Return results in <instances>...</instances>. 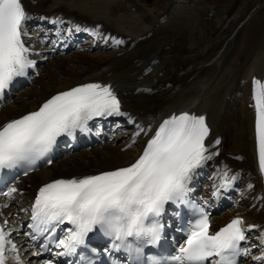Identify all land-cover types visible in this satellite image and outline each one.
<instances>
[{
  "label": "snow or ice",
  "instance_id": "snow-or-ice-1",
  "mask_svg": "<svg viewBox=\"0 0 264 264\" xmlns=\"http://www.w3.org/2000/svg\"><path fill=\"white\" fill-rule=\"evenodd\" d=\"M27 19L21 0H0V97L16 77L26 76L35 67L31 49L23 38L27 35L24 31ZM252 99L259 169L264 173V82L255 78ZM114 115L124 113L109 85L84 83L58 92L37 110L0 125V170L23 167L27 174L37 161L48 157L59 137H71L77 130L87 131L88 122L95 117ZM208 134L204 116L187 112L173 115L159 125L139 157L128 166L43 184L31 205L32 239L44 237L46 243L40 246L46 247L51 237L55 247L62 250L55 255L68 256L81 247L87 248L89 234L99 230L112 241V249L128 254L129 264H238L241 253L250 254L249 248L242 247V242L247 241L243 221L233 219L212 233L203 209L187 226L186 238L175 254L166 259H142L144 246L162 239L161 217L166 205L186 202L195 170L217 154L209 151L214 145L205 144ZM48 163L52 160L48 159ZM230 184L225 173L221 187ZM16 191L12 188L3 195L11 198ZM7 223L5 220L0 225V264H7L6 246L17 251L11 232L5 231ZM61 225L66 233L63 236L56 235ZM254 227L249 225L248 230ZM261 240L264 243V233ZM255 259L264 264V256ZM15 261L22 264L18 254ZM43 264L56 261L51 258Z\"/></svg>",
  "mask_w": 264,
  "mask_h": 264
},
{
  "label": "bare ground",
  "instance_id": "bare-ground-1",
  "mask_svg": "<svg viewBox=\"0 0 264 264\" xmlns=\"http://www.w3.org/2000/svg\"><path fill=\"white\" fill-rule=\"evenodd\" d=\"M39 1L41 3H37L36 6L37 8L41 9L45 7V3H47L49 0H39ZM94 1H97L100 4L99 5L100 7L98 8L99 14H101L104 11H107L108 4L106 0H105L106 2L104 0H94ZM53 2L54 0H52L51 6L55 7V9L50 10V13L52 12L57 13L60 10L56 6H60V7L62 6L55 5L53 4ZM241 3L242 5L241 6L239 5L240 7L236 5L238 7L237 9L233 7L232 11L229 13L231 15V16L229 15L230 16L229 24H227V26H225L221 32L219 30V32H217L215 35L216 37L214 36L215 38L213 37L211 43H209V45L203 52L204 54L203 59L200 62H193L192 64H189L187 68L180 75L174 73L175 66L172 63H170L169 66L166 63L167 58H165V55L168 52L171 51L173 52L174 47L176 49V46H173L172 42L179 39L177 34H179L181 31L178 25L176 26V24H172L169 21V19L171 18H168L166 19L163 25L165 24H171V25H168L167 27L166 26L162 27L160 31L165 29L166 31L169 32L171 38H175L174 40L171 39V42L169 43L166 42L168 37L162 34V36L159 39L150 38L145 42H141V44L138 43L134 50L123 53L122 55H119L117 52H112L113 54H115V56L112 54L104 55L105 53H98V55H94V56L92 55L90 56V54L84 52L77 54L75 56L76 58L75 63H80L79 66L74 65L75 63L71 64L70 61L73 59L69 57H60L58 58L59 60L61 59L60 61H56L57 59L53 60L52 62L56 61L60 63L56 65L55 68H53L54 63L52 62L48 63L47 66L45 65V69L42 72V76L43 77L46 76L48 80L47 81L42 80L41 89L34 90L30 88L26 91L24 97L29 99L27 103H22L20 101L18 106H10L9 108H7V111L4 114L0 115V125L10 120V118H15L24 112L26 114L27 112L33 111V109H35L41 101L43 103L45 100L49 99V97L57 94L58 92H61L64 89H67L76 84H81L92 80H104L105 82H109L113 80L115 82L116 89L121 88L124 90H129V89L135 90L138 86L141 85H151L154 83L165 84L166 82L172 81L174 79V80H178V84H176L174 88L166 90L163 93L157 95L154 98V100L159 99L158 101H153L143 96H137L136 99L134 100V103L139 102V105L141 107L149 110H156V111L159 110V112L162 114H165L167 112H170L171 110L179 109L185 106L198 105L197 102L194 100H185L181 102V99L189 96L194 91L199 92L203 88V86L200 85L201 82H203L204 86H207L209 84L211 80V74L213 72L212 67L215 66L220 68L221 64L225 60V57H227L228 55L227 52L228 49L226 48V45H229L230 43L233 42L234 43L238 42L236 44L237 49L239 48L242 49L244 47L243 52L247 54V56L244 55L242 60L237 59L236 54H234L229 61V65L231 64L230 68L232 66L241 63H250L249 67L254 68L257 63L255 59H257V57H259V55L261 54H263L261 60L264 61V11L261 12V9H263L262 7L264 6V0H244L243 2L241 1ZM258 12L260 15L256 17L255 13ZM175 15H177V13ZM84 17L88 18L86 16ZM178 18L182 19L179 13H178ZM254 18H256L259 23V25H257V28L251 27L250 30H245L244 28L247 29V27L253 24L252 21L256 20ZM181 21L182 20H180V23ZM187 24L189 23H187L186 21V23H184L182 26L184 25L188 26ZM152 26L153 24L150 22L148 28H151ZM190 26H192L193 28H191ZM190 26L189 27L192 30L195 29V25L194 26L190 25ZM190 28L188 31L189 34H190ZM241 29H244V31H242L240 34ZM158 34L161 33L159 32ZM230 35H234L233 40L230 37ZM250 37L251 39L248 40ZM221 39L223 41H221ZM191 44L192 43H190V45ZM177 45L178 46L180 45L179 40L177 42ZM166 46H168V49H165ZM183 47H190V46L184 45ZM159 54H164L163 57L164 60H163V64L156 66V69L157 71L165 72V75L161 77H157L156 73H151L149 75L144 76L143 79H138L137 77L141 75L142 68L144 67V63L148 59ZM136 58H140V61L133 62V60ZM187 60H188L187 56L183 55L180 57V61L182 64L183 62L187 64L188 63ZM260 69H261L260 67L254 68V70H260ZM78 70H80V72H84L83 77L78 74L79 73ZM60 74L65 75V77ZM249 77H250V72H247L245 73L243 79L246 80ZM163 88L166 87L164 86ZM236 100L242 103H239L235 108H232V106H229L223 100H217L215 96L210 103L211 111L209 112L211 114V119L213 121H217V120L222 121V119L228 121L229 119L236 116H240L241 118H249L250 110L247 107L246 103L244 102L245 98L237 97ZM198 107L200 108V106ZM226 109H230V112L224 113L223 111ZM147 113L148 111L143 113L141 117H145ZM149 113L156 115L155 113L152 112ZM245 127L248 130L249 128L248 125H246ZM215 129H218L220 131L223 130V132L226 133L228 136L234 138V143H233L234 145H232L234 152L250 154L247 148L249 133H246L245 136L242 137V141H239L240 137L238 133L240 132L236 130L235 124L233 122L232 125H229L225 129L221 127L220 124L217 125ZM107 141L108 139L102 142L101 145L105 146L106 145L105 143ZM230 143L231 141L228 142L229 146ZM235 144L237 145L235 146ZM128 147L129 146L126 147L115 146L114 148L113 145H109V144L102 149L92 150V147H89L88 149L91 150L90 152H82L78 155L72 156L65 162L54 164V168H52V170L49 173L42 174L46 171L43 170L38 174L37 177H32L31 191H33L40 183L48 181L53 178L70 179L73 177H82L85 175H95V174H99L100 172L114 170L119 167H126L129 164L133 163L139 157V155L142 153L144 148V147H136L129 149ZM241 167L243 169L248 167L247 169L252 170L254 168L253 157L250 159V161L246 162ZM259 172H260L261 185L255 186V183H250V186L246 187L245 189L244 198H249V196H251L252 193L255 192L256 190L259 192L258 195H256L247 203L241 202L242 206L244 207V210L242 212L236 210L233 213V216L235 217H233L232 219L242 218L244 220H247V222H250L248 225L255 224L258 228L257 232H259L261 237V233H264V173H261L260 169ZM254 208H257V211H255ZM252 235L253 233H250L249 237ZM258 242L259 245H261L260 247L262 248L261 250H264V243H262V240L260 238ZM262 256H264V253L259 257ZM244 257L248 258L250 257V254L248 255L244 254ZM253 264H257L255 260H253ZM258 264H261V261H258Z\"/></svg>",
  "mask_w": 264,
  "mask_h": 264
},
{
  "label": "rangeland",
  "instance_id": "rangeland-1",
  "mask_svg": "<svg viewBox=\"0 0 264 264\" xmlns=\"http://www.w3.org/2000/svg\"><path fill=\"white\" fill-rule=\"evenodd\" d=\"M63 1V0H62ZM62 1H59V0H54V2H53V4H55V5H61V6H63V4H62ZM105 1V0H104ZM107 1V4H108V9H107V11H104V12H102L101 14H99L98 13V8L100 7L99 5V3L97 2V1H90V0H72V2L74 3V4H76V3H79L78 5H76L74 8H76V9H79V10H81V11H83V10H85L86 8H89L90 10H89V14H92L93 16H95V17H97V18H99V19H102V20H109V22L111 23V25H113L115 28H117V29H119V30H123V31H128V32H130L131 31V29H135V26H133V24H131L130 25V23H128V22H126L128 19H127V16H131V15H133L135 12H136V9H135V6H131V4L129 3V2H126V3H123L122 1H120V0H117L118 2L117 3H122L123 4V6H124V10L122 11V13H124V16L122 17V21H119V20H117L115 17H113V16H111V15H109L110 14V12L111 13H113L114 12V14L116 15V16H119V15H121L122 13H118V12H115L113 9H112V6H111V1L109 0H106ZM105 1V2H106ZM155 1V0H154ZM241 1L243 2L244 0H235V3L228 9V10H226L225 12H228V13H230L231 11H232V9H233V7L234 8H238V7H240L241 5H242V3H241ZM92 2H94V5H92ZM214 2H216V3H220V4H222V3H226L227 2V0H214ZM110 3V4H109ZM116 2H115V0L112 2V4H115ZM90 4V5H89ZM106 4V5H107ZM238 7H237V6ZM240 5V6H239ZM60 11H62L61 9V7L60 6H56ZM111 7V8H110ZM141 7V6H140ZM72 7L69 5V6H67V8H65V10L67 11V13L68 12H70V11H72V12H76V11H73L72 9H71ZM110 8V9H109ZM149 8H150V10H159L160 8H162V7H160L159 6V4L157 3V2H154V3H150L149 4ZM263 9H261V12L262 11H264V6L262 7ZM231 9V10H230ZM70 10V11H69ZM113 10V11H112ZM78 13V12H77ZM178 13H179V15H181V17H182V19L181 18H178ZM69 14V13H68ZM79 15H82L83 17L84 16H86V17H88V16H91V15H89L88 13H78ZM104 14H108V15H104ZM260 14H259V12L258 13H255V16L257 17V16H259ZM177 17V18H176ZM89 19H90V17H88ZM189 18H191L190 16H188V15H185V14H183L182 12H177V15H175L173 18H171V19H169V21L172 23V24H176V26L178 25V27L180 28V33L179 34H177V36L179 37V44H181L182 46H184V45H189V46H191L190 45V43H193L194 44V46L195 47H198V45L205 39V37L204 36H200V38L199 39H195V38H193V37H190L188 34V31H189V28L191 27V28H193L192 26H190V25H196V23L198 22L196 19H194V18H191V19H189ZM168 19V18H167ZM185 19V20H184ZM254 19H256V18H254ZM253 19V20H254ZM176 20H178V21H176ZM180 20H182L181 21V23H180ZM186 21H187V23H189V24H187L188 26H182L184 23H186ZM189 21V22H188ZM191 21V22H190ZM178 22V23H177ZM183 22V23H182ZM222 22V21H221ZM229 22H230V20L229 21H226L225 22V24L224 25H220V27L217 29V31H216V33L217 32H219V30H220V32L223 30V28L225 27V26H227V24H229ZM253 22V24L252 25H255V26H249V27H247V29L246 28H244L245 30H250V28L252 27V28H257V25H259V23H258V20L256 19L255 21H252ZM150 23V22H149ZM180 23V24H179ZM231 24V23H230ZM168 25H171V24H165V25H160V27L158 28V30L155 32V34L156 35H158V33L160 32L161 34H163V35H165V36H167L168 37V39L166 40V42H171V39L172 40H174L175 38H171V36L169 35V32L168 31H166L165 29L164 30H162V31H160L161 30V28L162 27H164V26H168ZM181 25V26H180ZM190 26V27H189ZM229 26V25H228ZM131 27V28H130ZM148 27V26H147ZM185 27V28H184ZM146 27H144V28H140V29H138L136 32H141L142 30H144ZM182 28V29H181ZM188 28V29H187ZM190 28V33L192 32V29ZM195 28H196V26H195ZM221 28V29H220ZM244 29H241V31H240V34H241V32L242 31H244ZM216 33H215V35H216ZM154 34V35H155ZM214 35V36H215ZM162 36V35H161ZM213 36V37H214ZM213 37L212 38H209L208 39V42H207V44L202 48V50L200 51L201 52V54H202V56H204V54H203V52H204V50L207 48V46L209 45V43H211V40L213 39ZM216 37V36H215ZM214 37V38H215ZM230 37L232 38V40H233V38H234V35H230ZM152 38H154V36L152 37ZM251 39V37L248 39V40H250ZM178 40H176V41H174V42H172L173 43V46H176V48H177V42H178ZM195 41V42H194ZM221 41H223L222 39H221ZM248 42V41H247ZM189 43V44H188ZM238 42H233V43H230L229 45H226V48L228 49V55H227V57L229 58V59H231L232 57H233V55L234 54H236V56H237V59H239V60H242L243 59V57H244V55H246L247 56V54L245 53V52H243V49H244V47L242 48V49H237V47H236V44H237ZM139 44H141V42L139 43ZM246 48V47H245ZM174 49H175V47L173 48V51H174ZM172 53V51L171 52H168L166 55H165V58H167L168 57V55L169 54H171ZM108 54H112V55H114L115 56V54H113L112 52H108V53H105L104 55H108ZM85 55V54H84ZM94 56V55H98V53L97 54H90V56ZM102 55V54H101ZM73 60H71L70 62H71V64H73V63H75V60H76V58H72ZM61 60V59H60ZM59 59H57L56 61H60ZM164 60V59H163ZM56 61H54V62H52V63H54V66H53V68H55L56 67V65H58V64H60L59 62H56ZM200 61V60H199ZM199 61H196V62H199ZM74 65H76V66H79L80 65V63H75ZM65 68H67V67H65ZM79 71V75L80 76H84V72H80V70H78ZM44 75H45V73H44ZM60 75H62V74H60ZM62 76H64L65 77V75H62ZM42 80L43 81H47L48 80V78L46 77V76H42V78L39 80L40 82H39V85L37 86V87H35V88H33L32 87V89H34V90H36V89H41V83H42ZM29 101V99H27V98H25V97H23V99L21 100V102L22 103H27ZM239 141H242V137H240V139H239ZM114 148H115V146H114ZM77 157H79V156H77ZM96 170H98V169H96Z\"/></svg>",
  "mask_w": 264,
  "mask_h": 264
}]
</instances>
